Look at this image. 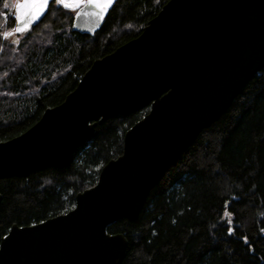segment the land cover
<instances>
[{"label": "water", "instance_id": "1", "mask_svg": "<svg viewBox=\"0 0 264 264\" xmlns=\"http://www.w3.org/2000/svg\"><path fill=\"white\" fill-rule=\"evenodd\" d=\"M113 1L104 11L86 1L72 31L93 35ZM263 68L264 0H168L135 38L94 60L59 105L0 142V178L27 177L69 166L97 125L148 108L72 209L10 227L0 264H120L128 242L108 226L138 217L166 170Z\"/></svg>", "mask_w": 264, "mask_h": 264}, {"label": "trees", "instance_id": "2", "mask_svg": "<svg viewBox=\"0 0 264 264\" xmlns=\"http://www.w3.org/2000/svg\"><path fill=\"white\" fill-rule=\"evenodd\" d=\"M54 1L16 43L4 37L15 19L0 0V142L59 105L94 60L135 38L168 0H114L93 35L72 31L74 14ZM147 111L97 125L69 166L0 178V240L13 224L72 209ZM107 232L127 239L120 264H264V68L166 170L138 217Z\"/></svg>", "mask_w": 264, "mask_h": 264}, {"label": "snow or ice", "instance_id": "3", "mask_svg": "<svg viewBox=\"0 0 264 264\" xmlns=\"http://www.w3.org/2000/svg\"><path fill=\"white\" fill-rule=\"evenodd\" d=\"M74 3L79 5L80 0H73ZM112 0H87V3L92 6H98L103 10L105 7H108L111 4ZM49 0H20L17 12V20L23 23H27L29 17H35L39 19V16L43 14L44 10L47 8ZM55 3L64 7L68 6V0H55ZM7 7V5H5ZM17 31H22V29H17ZM231 235V230L229 231Z\"/></svg>", "mask_w": 264, "mask_h": 264}, {"label": "rangeland", "instance_id": "4", "mask_svg": "<svg viewBox=\"0 0 264 264\" xmlns=\"http://www.w3.org/2000/svg\"><path fill=\"white\" fill-rule=\"evenodd\" d=\"M13 1V8H12V16L13 18L15 19V23H21V21H18L16 18L17 16L19 15V13L17 12V7H18V4L20 2V0H12ZM50 1V0H49ZM87 0H80V3L79 5H77L76 3L73 2V0H68V6L67 7H64L62 4L58 5L55 3L56 6L58 7H61L62 9L68 11V12H71V13H75L77 11V9L82 6ZM8 8V7H7ZM40 17V16H39ZM37 19H35V17H31V23L25 27L22 28V31H24L25 29H27L28 27H30ZM21 31H15V28H13L12 30H10L9 32L5 33L4 34V37L8 38L9 40L11 41H15L17 43L18 39L20 36H18V34L20 33Z\"/></svg>", "mask_w": 264, "mask_h": 264}, {"label": "bare ground", "instance_id": "5", "mask_svg": "<svg viewBox=\"0 0 264 264\" xmlns=\"http://www.w3.org/2000/svg\"><path fill=\"white\" fill-rule=\"evenodd\" d=\"M112 1H113V0H112ZM109 6H110V5H109ZM109 6H108V7H109ZM96 7H98V6H96ZM108 7H105V8L103 9V11H104L105 9H107ZM98 8L101 9L100 7H98ZM89 138H90V137H89Z\"/></svg>", "mask_w": 264, "mask_h": 264}, {"label": "flooded vegetation", "instance_id": "6", "mask_svg": "<svg viewBox=\"0 0 264 264\" xmlns=\"http://www.w3.org/2000/svg\"><path fill=\"white\" fill-rule=\"evenodd\" d=\"M27 25H29V24L24 25V27L27 26Z\"/></svg>", "mask_w": 264, "mask_h": 264}]
</instances>
